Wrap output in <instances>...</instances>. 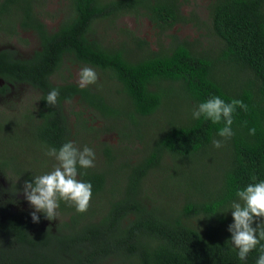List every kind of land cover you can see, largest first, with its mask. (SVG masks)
<instances>
[{"label":"trees","instance_id":"1","mask_svg":"<svg viewBox=\"0 0 264 264\" xmlns=\"http://www.w3.org/2000/svg\"><path fill=\"white\" fill-rule=\"evenodd\" d=\"M182 5L66 0L50 30L45 0H0V32L32 31L40 45L28 58L0 50V97L22 83L40 93L35 109L0 121V264H256L259 245L245 260L231 245L228 209L238 189L264 180V0L210 1L214 51L169 33L188 22ZM127 14L154 24L155 49L118 24ZM67 62L93 68L97 83L80 88ZM53 88L60 96L48 105ZM213 96L248 106L234 112V135L221 148L212 141L223 122L192 118ZM73 100L106 125L78 112L72 127L65 104ZM111 131L116 146L100 140ZM67 141L95 152V166L77 177L92 184L88 210L61 200L56 219L37 213L34 223L21 207L24 182L50 172L57 161L47 148Z\"/></svg>","mask_w":264,"mask_h":264},{"label":"clouds","instance_id":"2","mask_svg":"<svg viewBox=\"0 0 264 264\" xmlns=\"http://www.w3.org/2000/svg\"><path fill=\"white\" fill-rule=\"evenodd\" d=\"M78 77L80 88H86L98 81L97 72L87 66L80 69ZM59 96V90L53 88L45 100L48 105H55ZM238 107L245 111L248 108L241 100L226 102L219 96H213L192 111V118L198 120L204 117L213 124L223 122V127L217 133L222 139L212 141L213 147L221 148L223 142L234 135L231 126L233 114ZM255 132V128L249 129V135H255ZM45 154L53 157L57 161L56 165L50 172L33 177L31 182L26 180L23 185L24 198L34 209L30 213L32 221L39 222L37 213H42L48 220L56 219L61 200L74 205L79 213L86 212L92 197V184L77 178L78 169L95 166L94 150L87 146L81 149L75 142L67 141L59 149L47 148ZM236 196L238 199L228 209L231 210L233 220L228 226L231 245L238 250L240 260H245L259 245L261 255L256 264H264V244H261L264 241V180L249 183L242 190L238 189ZM257 220L260 222L253 227Z\"/></svg>","mask_w":264,"mask_h":264},{"label":"rangeland","instance_id":"3","mask_svg":"<svg viewBox=\"0 0 264 264\" xmlns=\"http://www.w3.org/2000/svg\"><path fill=\"white\" fill-rule=\"evenodd\" d=\"M211 0H180L183 3L181 13L188 19L187 23L177 24L169 33L178 35L181 38L190 41H199L200 49L214 51L216 49L215 37L210 31L208 21L207 7ZM66 0H45V7L40 10L41 19L47 24L50 30L57 28L62 17V9ZM56 17V18H55ZM121 27L129 28L136 35L149 41L153 49L157 47L158 30L146 16H137L127 14L118 20ZM101 32V31H100ZM109 40L115 39L116 34L108 32ZM169 39H164L167 43ZM39 40L32 31L19 30L15 36H9L0 32V50L4 48L14 49L17 56L21 58L30 57L33 52L39 49ZM67 70L72 73L73 81L78 82V73L81 66L74 63H66ZM39 92L27 84L12 85V90L6 96L0 97V121L3 123L11 115H17L27 109H35L38 105ZM169 109V108H168ZM65 111L68 115L72 127L77 124V115L75 113L84 112L85 118L90 125L103 128L106 123L96 116L90 109L85 108L77 100L65 104ZM4 120V121H3ZM91 121V122H90ZM5 124V123H4ZM100 140L109 143L112 146L119 144L120 136L117 132L111 131L103 134ZM22 203L21 207L29 211H34L33 207L24 198L23 192L20 194Z\"/></svg>","mask_w":264,"mask_h":264}]
</instances>
